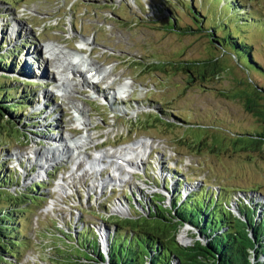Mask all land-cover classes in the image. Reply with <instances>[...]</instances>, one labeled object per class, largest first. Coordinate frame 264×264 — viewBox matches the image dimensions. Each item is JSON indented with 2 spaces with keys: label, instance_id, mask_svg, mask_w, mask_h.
Wrapping results in <instances>:
<instances>
[{
  "label": "rangeland",
  "instance_id": "rangeland-1",
  "mask_svg": "<svg viewBox=\"0 0 264 264\" xmlns=\"http://www.w3.org/2000/svg\"><path fill=\"white\" fill-rule=\"evenodd\" d=\"M189 1L0 0V40L5 38L4 49L18 50L12 71L4 70L5 77L16 78L12 85L32 101L28 105L29 99H23L22 119L29 125L16 130L9 118L0 126L1 173H11L7 186L12 192L48 181L44 191L50 198L22 223L24 232L29 237L35 234L36 240L26 251L37 252L44 264H68L78 260V253L84 255L75 248L74 237L66 235L81 224L96 230L104 251L110 222L136 215L130 207L136 199H125V190L135 191V198L147 203L163 195V203L170 206L172 188L183 193L206 189L219 197L222 187L236 215L237 200L264 202V154L243 149L233 133L263 127L259 112L264 111V0H237L242 10L233 8L231 0ZM241 11L247 14L237 15ZM186 25L191 31H183ZM208 26L252 45L261 71L247 73L241 66L243 58L210 40ZM81 40L87 47L81 53L87 69H94L91 64L102 68L98 76L104 80L94 86L81 65L85 58L72 66V72L67 65ZM48 44L55 49L52 54ZM209 57L219 58L223 69L219 77L200 80L196 72L188 71L186 63ZM21 63L30 67V73L19 69ZM81 78L88 85H81ZM63 80L70 87L63 86ZM119 88L125 92L118 93ZM78 107L87 117L85 125L75 119ZM166 112L185 122L168 120ZM85 134L94 141L90 146L48 160L49 148L59 147L55 139L71 145ZM109 153L119 154L116 167L128 166L119 176L108 164L110 158L100 166L88 164L97 154L116 162ZM36 217L38 227L33 231ZM83 233L85 239L90 237L89 231ZM197 233L187 223L176 240L189 245ZM42 242L57 245L46 254Z\"/></svg>",
  "mask_w": 264,
  "mask_h": 264
},
{
  "label": "trees",
  "instance_id": "trees-1",
  "mask_svg": "<svg viewBox=\"0 0 264 264\" xmlns=\"http://www.w3.org/2000/svg\"><path fill=\"white\" fill-rule=\"evenodd\" d=\"M191 1L193 0L189 2ZM184 2L182 1V4ZM231 2L233 8L244 9L237 0ZM192 10L194 11V8ZM242 14L247 13L241 11L237 15ZM203 18L206 19L204 16ZM173 26L178 27L175 23ZM198 26L203 27L202 24ZM191 29V26L186 25L183 31L189 32ZM208 29L212 33L211 41L220 47L221 45L229 47L237 59L243 58L241 66L247 73L261 71L252 57V45L234 36L224 37V34L221 35L223 30L218 31V28L208 26ZM4 39L1 36L0 126L11 118L14 121L12 127L20 131L21 126L29 125L22 119L23 111L26 109L23 99H29L28 105L32 101L26 92L23 90L18 92L17 86L12 85L13 81H18L16 78L12 81L11 76L5 77L4 70L12 71L18 50L4 49L2 43ZM222 49L225 50L224 47ZM218 61L217 57H209L189 61L186 66L190 67L188 68L190 73L194 71L200 80H205L207 77H219L223 73ZM155 64L152 63L153 66H157ZM19 69L26 72V67L22 64ZM20 83L24 87L30 86L26 82ZM259 113H262V130L233 133L234 141L243 149L264 154V111ZM165 114L169 117L165 118L174 123L185 122L174 112ZM1 171L0 165V264H22L24 251L31 242L23 230L22 223L24 225L27 222V214L33 213L35 208H41L39 203L50 198L44 191V188H49L48 181L39 180L12 192L7 186L12 181L11 173L3 174ZM165 188L167 189V186ZM219 189L222 190L219 197L217 195L214 197V191L208 193L206 189H202L201 193L185 194L175 189L174 193H171L170 206L163 203L162 194L152 198L151 203H147L141 197L136 198L135 204L130 205L136 214L134 217L116 218L115 222H110L112 226L104 251L100 250L96 230L85 224H81L80 227L74 226L77 230L66 235L74 237L76 247L73 246L84 255L78 253L76 258L78 260L68 264H264V202H254L252 199L246 201L244 198L237 200L235 208L239 214L236 215L230 210L232 202L225 195L227 189L222 187ZM134 195L135 191L125 190L124 196L129 202L134 200ZM35 203L36 205H33ZM137 205L143 207L140 209L142 212L137 209ZM187 223L198 230L195 236L199 235L202 239L194 236L191 244L182 245L176 238ZM70 224L71 222L67 227H70ZM85 230L91 233L86 239L83 233Z\"/></svg>",
  "mask_w": 264,
  "mask_h": 264
},
{
  "label": "bare ground",
  "instance_id": "bare-ground-1",
  "mask_svg": "<svg viewBox=\"0 0 264 264\" xmlns=\"http://www.w3.org/2000/svg\"><path fill=\"white\" fill-rule=\"evenodd\" d=\"M84 41H87V40H85V39H83ZM83 40H81V42L82 43H84L83 42ZM85 44V43H84ZM49 45V46H48ZM47 46L49 47V54H52V52H55L54 50L55 49H53V47L50 45V44H48ZM91 51V50H90ZM59 52H61L62 54L64 53L63 51H59ZM92 52V51H91ZM73 57H77L78 59H79V62L78 63H80V59L82 60V58H85V57H83V55H81V56H78V55H72ZM20 59H21V57H20ZM23 60H24V58H23ZM87 60H86V58L84 59V60H82L81 62H82V67H85V68H87V66H88V63L86 62ZM22 64V63H21ZM22 65H24V64H22ZM67 65H70V68H69V70H70V72H72V66H74L75 64L74 63H72L71 61H69L68 62V64ZM25 67H26V72L27 73H30V71H31V69H30V67H28V65H24ZM91 66H94V69L92 70V68L90 67V69H89V71H90V73H93V74H99V72H101V70H102V68H100V67H98L97 65H94V64H91ZM89 68V67H88ZM75 72H76V70H75ZM80 72V71H79ZM103 73V72H102ZM76 75H78L79 77H80V73H78V70H77V73H75ZM65 78L66 77H64V80H65ZM101 78H102V76H101ZM62 81V84H63V86H65V87H70V82L69 81ZM102 80H104V78H102ZM86 81V80H85ZM84 81V79H80V84L81 85H83V84H85V85H88V81L87 82H85ZM92 86H94V84L92 85ZM93 92H96V91H93ZM123 92H125V91H123ZM107 98V97H106ZM32 103V102H31ZM79 108V107H78ZM75 119H78V120H83L85 123H82L83 125H85L86 124V121H87V117H86V115H84V111L82 110V109H80L79 108V112H78V116L75 118ZM73 133V132H72ZM57 137V136H56ZM72 138L71 137H69V140H71ZM57 140V141H56ZM55 141L58 143V145L57 146H59V147H51V148H49V155H48V160H56V159H58V158H63L64 156L65 157H68V154L73 150V151H78V152H80L81 151V149L82 148H86L87 146H90L94 141H93V139H91L90 138V135H86L85 134V136H82L81 137V139H80V141H78V139L75 141V143H71V145H68V144H66V142L64 141V139L62 138L61 140H59V139H55ZM135 145V144H134ZM51 151H53V152H51ZM72 151V152H73ZM35 152V151H34ZM33 152V153H34ZM121 153V152H120ZM40 154V153H39ZM106 154H108V153H106ZM121 154H123V155H125V154H127V153H121ZM37 155H38V153H34V156L35 157H37ZM109 155L110 156H116L115 158H116V162H114V159L112 158V157H106V156H102L101 154H97L96 156H94V158H93V161H88V164L90 165V164H93L94 166H100V164H101V162H103V163H105V159H107V158H110L111 160H110V162L108 163V164H110V165H112L113 166V170L115 171V173L118 171V174H117V176H119L120 175V170L123 168V166L125 165L124 164V161H123V166L121 167V165H120V167H116L115 165H117L118 163H120V159H119V154H117V153H109ZM92 159V158H91ZM119 161H118V160ZM79 162H78V164H81L82 162L80 161V160H78ZM48 162V161H47ZM81 162V163H80ZM43 164V163H42ZM41 164V165H42ZM118 166V165H117ZM44 167H46V165H44ZM120 168V169H119ZM124 168H128V166L127 165H125L124 166ZM100 169V168H99ZM97 170V169H96ZM116 175V174H115ZM117 179V178H116ZM118 180H120V177H119V179ZM104 181L105 180H101V181H99V183H100V185H102V184H104ZM162 185H163V183H162Z\"/></svg>",
  "mask_w": 264,
  "mask_h": 264
},
{
  "label": "clouds",
  "instance_id": "clouds-1",
  "mask_svg": "<svg viewBox=\"0 0 264 264\" xmlns=\"http://www.w3.org/2000/svg\"><path fill=\"white\" fill-rule=\"evenodd\" d=\"M46 181V180H45ZM176 184H179V181H176L175 182ZM176 189H178V188H176ZM191 191V189L189 190V191H187V192H190ZM131 192V191H130ZM182 192V191H181ZM186 192V193H187ZM217 192H218V190H217ZM183 193V192H182ZM183 194H185V193H183ZM255 202H257V201H255ZM135 203V202H134ZM38 220H39V217H36L35 219H34V222H33V224H35V223H37L38 222ZM32 224V225H33ZM36 229H37V227L35 228V229H33L32 228V230L33 231H36ZM109 231L110 230H108V232H107V236H108V233H109ZM48 233V232H47ZM68 234V233H67ZM34 235L35 234H33L32 235V237H29L30 238V241L32 242V241H36L35 239H34ZM50 236H51V234H49ZM34 239V240H33ZM106 239H107V237H106ZM41 244H43V246H41L42 247V249H44L45 251H46V254H49V253H51V251L53 250V248H54V246H56L57 244H53V245H51V246H48L47 244H46V242H42ZM45 245H46V247H45ZM102 245V244H101ZM28 249V248H27ZM27 249H25V251H24V255H23V259H22V262L23 263H27V264H34L35 262H38L39 264H44V258L42 257V256H40L37 252H27L26 250ZM52 249V250H51ZM104 250H106V248L104 249ZM30 255H34L35 256V258H36V261H34V263L33 262H30L29 260H28V257L30 256ZM45 255V254H44Z\"/></svg>",
  "mask_w": 264,
  "mask_h": 264
},
{
  "label": "built area",
  "instance_id": "built-area-1",
  "mask_svg": "<svg viewBox=\"0 0 264 264\" xmlns=\"http://www.w3.org/2000/svg\"><path fill=\"white\" fill-rule=\"evenodd\" d=\"M28 260H29L30 262H33V263H34V261H36V258H35L34 255H30V256L28 257ZM35 263H36V262H35Z\"/></svg>",
  "mask_w": 264,
  "mask_h": 264
},
{
  "label": "crops",
  "instance_id": "crops-1",
  "mask_svg": "<svg viewBox=\"0 0 264 264\" xmlns=\"http://www.w3.org/2000/svg\"><path fill=\"white\" fill-rule=\"evenodd\" d=\"M41 246H43V244H41Z\"/></svg>",
  "mask_w": 264,
  "mask_h": 264
}]
</instances>
